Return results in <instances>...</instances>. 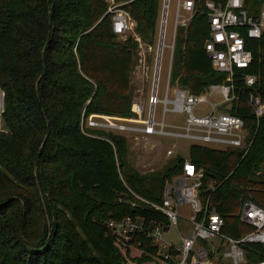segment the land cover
Segmentation results:
<instances>
[{"label":"trees","instance_id":"1","mask_svg":"<svg viewBox=\"0 0 264 264\" xmlns=\"http://www.w3.org/2000/svg\"><path fill=\"white\" fill-rule=\"evenodd\" d=\"M207 1L226 0H195L175 41L172 80L195 95L227 80L206 49ZM114 2L135 26L125 40L114 31L112 0H0V264H175L149 237L125 242L107 225L128 217L168 224L136 196L162 204L187 160L178 156L162 172L141 175L129 165L125 136L82 127L92 114L135 116L140 46L158 43L163 0ZM248 46L253 61L245 73L257 83L249 88L238 79L232 110L245 121L248 147L194 144L189 156L204 169L203 188L215 183L209 205L234 239L253 231L240 220L244 203L264 209V181L256 179L264 166V116L257 120L249 101L254 94L264 103V35ZM244 248L248 264L264 262L263 245Z\"/></svg>","mask_w":264,"mask_h":264},{"label":"built area","instance_id":"2","mask_svg":"<svg viewBox=\"0 0 264 264\" xmlns=\"http://www.w3.org/2000/svg\"><path fill=\"white\" fill-rule=\"evenodd\" d=\"M257 1L206 2L211 25L210 39L206 44V49L214 69L227 75L224 84L212 85L200 95L178 88L174 99L170 98L177 28L178 26L188 27L195 13L194 0H178L174 41L170 46L171 62L166 97L161 99L158 95L161 55L160 64H157L156 68L155 89L150 100L151 108L146 119L137 116L92 114L87 119H83L82 127L121 136L141 133L150 136L180 138L207 147L224 149L248 147L249 133L245 121L242 117L233 114L232 110L234 104L239 101L238 79H242L249 88L257 83L255 76L245 73L253 61L248 41L259 40L264 35V2L259 4ZM113 27L118 35L122 36L127 33L130 29L127 12L119 10L116 13ZM0 95L2 96L1 92ZM216 96L220 101L211 103L212 109L208 115L199 117L194 114V109L199 104L209 103V98L213 99ZM249 101L254 109L256 119L260 120L264 116L262 99L251 94ZM158 104L164 105V114L169 111V106L172 105V111L185 115L186 125L184 127L170 125L165 120L158 122L156 119ZM228 104H232V110H223V107ZM2 108L3 105L0 101V115ZM172 153V151L169 152V154ZM204 176V169L198 168L190 160H187L184 164L183 175L166 185L162 204L149 202L136 196L139 201L164 215L168 224L152 221L148 225L143 218L128 217L109 221L107 225L109 232L125 242H130L135 235L139 234L149 237L156 247H160L165 261L169 263L248 264L244 246L247 244L264 246V209L254 202H245L241 209L240 220L251 226L253 231L240 239L227 236L224 233L226 225L224 218L220 216L216 208L209 205L208 199L216 189L215 183L211 182L203 188ZM202 191H211L209 195H206V202L202 198ZM132 206L137 207V204L133 203ZM183 206L190 209L189 219L182 216L180 208ZM180 219L191 224L192 230L187 234H182L181 247H176L165 242L163 236L170 226H179ZM258 264H264V262Z\"/></svg>","mask_w":264,"mask_h":264},{"label":"rangeland","instance_id":"3","mask_svg":"<svg viewBox=\"0 0 264 264\" xmlns=\"http://www.w3.org/2000/svg\"><path fill=\"white\" fill-rule=\"evenodd\" d=\"M195 1V0H194ZM164 2V0H163ZM177 2L178 0H169V8L167 9L166 18V33L164 36V47L162 54V63L160 71L159 89L158 95L161 99L166 97V91L168 88L169 70L171 62V50L170 46L173 45L174 33L176 29V14H177ZM111 11L117 13L118 6H116L114 0H112ZM163 16V14H162ZM162 26V17L159 27V33ZM135 26L130 23V29L127 31V35H122L121 40H125L126 37L133 32ZM160 38V35H159ZM176 41V40H175ZM168 46V47H167ZM175 52V51H174ZM159 55V39L155 47L150 48L145 44H141L139 50V63L135 72L132 74V84L134 88V111L135 116L143 117L146 119L149 115L151 108V96L154 92L155 74ZM151 58V63L147 62V58ZM181 88L177 81L171 80L170 83V98L174 99L176 89ZM183 89V88H181ZM187 90V89H185ZM189 91V90H187ZM1 92V91H0ZM2 93V92H1ZM3 95V94H2ZM1 98V97H0ZM209 103L199 104L194 109V114L199 117L206 116L212 109L211 103L220 101L216 96L213 99L209 98ZM164 105L158 104L156 107V119L158 122L166 121L167 124L184 127L186 125L185 115L182 113H176L173 110V106H169V111L164 114ZM4 123L0 120V131L4 130ZM170 129V128H169ZM180 131V130H178ZM129 142V165L133 167L141 175L160 173L166 167L171 165L181 156L186 160H189L190 147L194 145L191 141L165 137L155 135H145L141 133H131L123 135ZM204 146V145H202ZM215 150L227 151L229 149L208 147ZM231 149V148H230ZM172 151V154L169 152ZM258 181H264V166L260 172L256 175ZM182 216L185 219L190 218V209L186 206L180 208ZM192 230V225L186 222L184 219H180L179 226H170L166 233H164L163 239L165 242L172 244L176 247H181L182 234H187ZM204 244H206L204 242ZM154 264V263H149Z\"/></svg>","mask_w":264,"mask_h":264},{"label":"water","instance_id":"4","mask_svg":"<svg viewBox=\"0 0 264 264\" xmlns=\"http://www.w3.org/2000/svg\"><path fill=\"white\" fill-rule=\"evenodd\" d=\"M169 6V0H164V7H163V16H162V26H161V31H160V38H159V55H158V62L157 64H160V59L161 55L163 52V47H164V36H165V29H166V18H167V9ZM232 104H228L223 107V110L225 111H231L232 110ZM211 191L207 192V195L210 194Z\"/></svg>","mask_w":264,"mask_h":264}]
</instances>
